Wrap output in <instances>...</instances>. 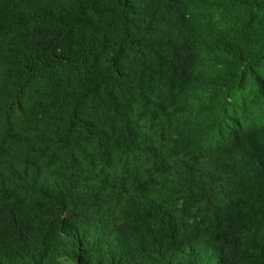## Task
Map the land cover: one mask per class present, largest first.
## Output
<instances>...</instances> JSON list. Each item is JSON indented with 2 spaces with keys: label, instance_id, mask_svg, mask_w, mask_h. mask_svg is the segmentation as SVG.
I'll return each mask as SVG.
<instances>
[{
  "label": "trees",
  "instance_id": "obj_1",
  "mask_svg": "<svg viewBox=\"0 0 264 264\" xmlns=\"http://www.w3.org/2000/svg\"><path fill=\"white\" fill-rule=\"evenodd\" d=\"M0 264H264V0H0Z\"/></svg>",
  "mask_w": 264,
  "mask_h": 264
}]
</instances>
